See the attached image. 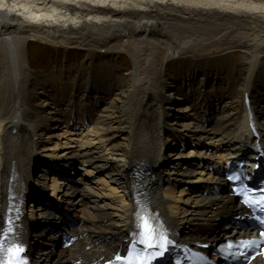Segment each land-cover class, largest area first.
<instances>
[{
  "label": "bare ground",
  "instance_id": "bare-ground-1",
  "mask_svg": "<svg viewBox=\"0 0 264 264\" xmlns=\"http://www.w3.org/2000/svg\"><path fill=\"white\" fill-rule=\"evenodd\" d=\"M33 42L86 59L47 82L31 69ZM124 56L132 64L120 76ZM63 126L78 132L72 136L87 133L81 148L73 139L60 147ZM259 131L264 137V0H0V246L16 232L38 261L50 258L40 248L50 242L46 232L36 240L29 233L36 199L30 216L18 215L22 201L46 188L79 222L72 259L126 247L137 193L184 239H205L214 218L234 207L229 197L205 194L219 186L212 175L229 152L251 146L256 156L250 142ZM195 141L205 143L200 152ZM47 160L89 169L75 168V184L34 183ZM195 162L203 167L194 170ZM187 182L201 186L189 193ZM180 184L188 188L178 191Z\"/></svg>",
  "mask_w": 264,
  "mask_h": 264
},
{
  "label": "snow or ice",
  "instance_id": "snow-or-ice-1",
  "mask_svg": "<svg viewBox=\"0 0 264 264\" xmlns=\"http://www.w3.org/2000/svg\"><path fill=\"white\" fill-rule=\"evenodd\" d=\"M230 181H239L240 177H228ZM257 190H253L255 192ZM259 191V198L249 196L248 192L240 191L237 194L243 199L242 202L249 208H258L264 212V188ZM256 222L261 226V235L264 236V218L259 216L254 217ZM137 238L131 243L126 255H117L116 261L118 264H153L154 260H161L165 258L166 253L169 252L170 246L175 247L174 241L169 238V234L163 228V225L157 226L148 214L137 215ZM247 246L255 244V241L242 242ZM137 244L143 245V248L137 250ZM228 247H232L231 244ZM0 252L3 253V258H0V264H27L23 256L24 249L18 246H13L8 249H3L0 246ZM196 259L205 261L203 256L197 254ZM206 264V262H205Z\"/></svg>",
  "mask_w": 264,
  "mask_h": 264
},
{
  "label": "rangeland",
  "instance_id": "rangeland-1",
  "mask_svg": "<svg viewBox=\"0 0 264 264\" xmlns=\"http://www.w3.org/2000/svg\"><path fill=\"white\" fill-rule=\"evenodd\" d=\"M36 43L37 42H33V44L30 45L28 47V50H27V55H28V58L30 60V66H31V69L35 75L39 76L42 79H45L47 82H49L52 78H54L56 76L57 71H58L57 69H59V68L65 69L67 67L69 68V67H73V66H82L83 61H85V59H86V55L83 53V51H76V50H72V49L65 50L63 48H59V49L53 48V50H52L47 46H44V45L39 44V43L36 44ZM130 61L131 60L126 56L118 58L117 64H118V67H120V76L126 75L125 73L127 72V70H129L131 68L132 63ZM169 89H172L171 86ZM173 107L174 106L172 104L171 105L168 104L166 106V110H168V113L170 111H172ZM175 108H176V106H175ZM143 120H145V119L143 117H141L140 121H143ZM136 125L137 124H134V126H136ZM134 128L137 129L138 127L136 126ZM71 129L73 130V128H71ZM68 130L69 129H65L64 126L61 129L60 140H59L60 141V143H59L60 147H64V145L67 142L72 141V139H73L74 144H72V145L79 146L81 148V142L87 133L82 134L83 131L82 132L80 131V133H79L80 136H72V135H76L78 132H75L76 131L75 130L73 133L72 131H68ZM83 130H85V129H83ZM67 131H68V133H67ZM86 132H88V131H86ZM217 137L215 139L216 141L221 139L220 136H219L220 138H217ZM48 138L49 137H45V140L47 141ZM75 140H77V141H75ZM206 141L210 142L212 140H206ZM225 142H227V141H225ZM74 150H78V149L74 148ZM88 167H89L88 165L84 166V164H83V166H81V165L78 166V168L80 169V172L82 174H84L86 172V169H89ZM197 167L198 166L196 165L195 169H197ZM94 176H98L99 178H101V175L96 174ZM183 187H182V189H185ZM182 189H178V191H181ZM86 205L87 206H85V208L87 210L90 206H89V204H86ZM88 210H87V212H88Z\"/></svg>",
  "mask_w": 264,
  "mask_h": 264
}]
</instances>
